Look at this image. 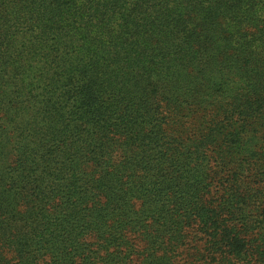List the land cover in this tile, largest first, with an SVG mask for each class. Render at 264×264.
<instances>
[{"label":"trees","instance_id":"trees-1","mask_svg":"<svg viewBox=\"0 0 264 264\" xmlns=\"http://www.w3.org/2000/svg\"><path fill=\"white\" fill-rule=\"evenodd\" d=\"M0 264H264V0H0Z\"/></svg>","mask_w":264,"mask_h":264}]
</instances>
